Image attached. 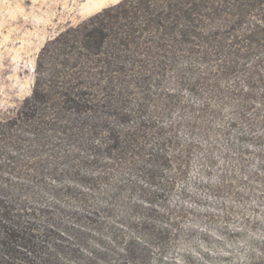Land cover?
Segmentation results:
<instances>
[{"label":"rangeland","instance_id":"rangeland-1","mask_svg":"<svg viewBox=\"0 0 264 264\" xmlns=\"http://www.w3.org/2000/svg\"><path fill=\"white\" fill-rule=\"evenodd\" d=\"M121 1L0 0V191L33 209L37 242L74 261L75 248L88 258L100 247L109 203L138 225L170 226L149 264H264V30H252L264 9L220 42L153 28L128 49L109 31L99 53L64 52V33L80 39ZM37 82L49 96L26 114ZM161 150L172 163L152 179ZM3 251L0 264H21Z\"/></svg>","mask_w":264,"mask_h":264},{"label":"trees","instance_id":"trees-1","mask_svg":"<svg viewBox=\"0 0 264 264\" xmlns=\"http://www.w3.org/2000/svg\"><path fill=\"white\" fill-rule=\"evenodd\" d=\"M220 2H222L221 5ZM262 9H264V0H122L112 8L104 9L92 17L90 27L86 26L80 39L76 32L64 33L62 37L67 45L64 52L70 53L71 51L68 49L73 47L79 48L80 55L99 53L104 49L108 40H111L109 31L115 33V38L118 41L115 44L116 47L128 49L129 43L143 38L142 31L153 28L168 30L167 33L170 32L172 36L178 34L182 39L184 38V41L193 38L197 42L199 40L196 38L202 36V40L220 42L222 29L242 26L247 23L249 15ZM144 14L145 20L141 18ZM132 15L134 20L125 23L126 19ZM202 17H206L208 21L206 24L202 22L200 25L197 22L201 21ZM221 18L224 24L218 23ZM262 21H264L263 18ZM128 27H130L129 32L122 34V31H125L124 28ZM252 30L264 29H260L256 25ZM135 31L138 34H135ZM78 43H80L79 47ZM109 62L113 63L114 61ZM48 96L49 91L44 87L40 88L37 82L32 95L27 97L23 104V112L34 113L40 109V104L46 102ZM121 115L124 118L129 117L127 112ZM110 132H112L110 138L112 143L104 148L107 153L114 149L119 140V131L112 130ZM102 146V142L92 146L95 159H98L99 154L103 151ZM153 161L152 169H148L152 179H156L158 175L156 170L161 169V166H171L172 163L162 150L154 155ZM108 204L104 208L109 216L107 226H102L98 238L100 247L92 249L88 258L84 257L83 251L75 248L73 252L77 260L74 261L71 254L69 256L71 252L62 253L64 249L61 248L63 249L61 251L59 245L54 251H51L45 248L46 243L37 242L35 235L31 233L34 232L35 227L26 218L28 214H33L27 210L33 211V209L20 203V200L15 198L12 193L9 194L7 190L2 189L0 191V246L3 247V253L7 257L18 258L17 263L21 264H39L40 260L46 264H99L100 261L108 259L111 252L115 254V264H132V262L149 264L150 255L153 253V251L150 253L151 245L153 243L164 244L170 239V226L166 223L162 224V222L157 223V219H146L141 225H138L135 219L128 216L120 218L115 214L114 205ZM100 211L101 209H97L93 214H97V218H99ZM98 222L101 224L103 221ZM99 226L101 227V225ZM84 244L86 245L85 242ZM62 254H68L66 257L63 256L67 259L66 263L62 261ZM2 259L3 254L0 253L1 263H3ZM84 259L85 261H83Z\"/></svg>","mask_w":264,"mask_h":264}]
</instances>
